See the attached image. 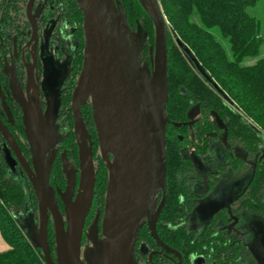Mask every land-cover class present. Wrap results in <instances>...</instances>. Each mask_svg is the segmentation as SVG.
I'll return each instance as SVG.
<instances>
[{"label": "water", "instance_id": "water-1", "mask_svg": "<svg viewBox=\"0 0 264 264\" xmlns=\"http://www.w3.org/2000/svg\"><path fill=\"white\" fill-rule=\"evenodd\" d=\"M76 1L83 12L86 41L84 66L72 101L80 183L74 199L75 181L68 176L67 194L62 195L65 216L51 185L57 107L49 106L45 121L26 112L33 167L0 120V132L26 173L38 202L39 221L28 214L26 235L34 247L42 249L46 264H85L83 240L88 235L86 223L97 182L93 141L82 117V109L90 103L109 180L104 215L101 218L98 214L89 230L93 247L87 249L86 258L91 264H138L136 247L141 230L148 224L158 246L178 256L183 264L181 255L165 245L157 232L168 196L167 129L171 124L167 112L168 22L162 5L159 0H139L156 30V49L149 67L141 60L142 31L131 30L119 0ZM33 2L28 7L29 16ZM32 24L35 29L33 21ZM173 37L194 71L220 91L191 49L177 36ZM9 173L16 175V166L12 163H9ZM160 192L163 198L158 206ZM51 220L56 236V260L48 240Z\"/></svg>", "mask_w": 264, "mask_h": 264}, {"label": "trees", "instance_id": "trees-1", "mask_svg": "<svg viewBox=\"0 0 264 264\" xmlns=\"http://www.w3.org/2000/svg\"><path fill=\"white\" fill-rule=\"evenodd\" d=\"M124 7L129 26L133 32L142 31V64L152 67V57L156 49V30L152 18L139 0H119ZM168 22L169 47V101L167 112L173 122L189 120L188 113L193 105H199L203 120L196 126L200 143L199 151L206 153L208 143L203 137L215 133L227 136L232 143L241 144L252 155L260 153L264 147V32L260 20L249 13V8L257 0H159ZM69 19L77 26L79 48L75 61V72L68 95L63 100V112L69 115L70 136L64 146L79 165V152L73 132L71 95L84 64L86 47L84 36V16L75 0H71ZM3 4V3H1ZM0 4V5H1ZM177 36L198 58L199 62L217 83L220 91L203 80L192 68L181 50L176 46ZM247 60H256L245 65ZM222 93V94H221ZM225 98L231 101L232 108ZM82 117L93 141L96 166V194L91 213L87 219L86 231L92 219L100 213L104 215L109 172L100 154L97 130L93 120L91 104L82 109ZM188 128H168L167 164L168 198L158 224L161 239L172 248L179 250L185 259L205 256L207 259H222L228 253L224 240L207 238L193 241L182 225L184 218L193 209L195 195L187 186L185 175L191 161L183 156V149L189 141ZM184 137V139L181 138ZM218 166L215 179L219 180L223 168ZM214 176V175H213ZM51 182H66L61 162L52 170ZM264 191V159L258 163L256 174L249 186L250 200L247 208L251 211L262 208L260 202ZM161 200L162 195L158 197ZM38 210V202L31 183L11 176L0 154V232L9 250L0 252V264H46L41 248L34 247L27 235L22 214L30 205ZM260 205V204H258ZM27 213V212H26ZM94 223V222H93ZM91 228V227H90ZM207 235L206 237H209ZM87 235H84L85 243ZM205 237V238H206ZM48 240L56 260V236L53 221H50ZM147 243L156 249L145 226L140 233L138 246ZM159 264L160 258H154Z\"/></svg>", "mask_w": 264, "mask_h": 264}, {"label": "flooded vegetation", "instance_id": "flooded-vegetation-1", "mask_svg": "<svg viewBox=\"0 0 264 264\" xmlns=\"http://www.w3.org/2000/svg\"><path fill=\"white\" fill-rule=\"evenodd\" d=\"M30 2L31 0H0V4L3 3L0 5V120L17 141L25 159L33 167V154L25 125L26 112L35 119L41 116L45 121L49 106L57 107L55 121L57 142L53 148L55 158L52 170L60 161L66 182H56L54 185L51 182V185L56 193L60 210L65 216L62 195L67 194L68 176L75 181L74 199L80 183V160L77 166L69 154V149L64 146L70 136V126L69 115L63 112V100L69 93L75 72L79 48L78 30L69 19L71 0H34L32 13L29 16ZM78 8L80 9L79 5ZM31 20L36 26L35 29ZM83 30L85 36L84 25ZM82 70L72 91L71 109L73 93ZM225 101L228 106L233 107L230 100L225 98ZM62 117H65L67 123L68 130L65 133L58 128V122ZM72 117L74 132L73 110ZM188 117L189 120L185 122H173L170 119L171 124H169V126H175V123L184 124L175 127L189 129V144L182 153L191 161L185 180L195 198L193 209L184 218L182 225L186 227L188 234H192L194 242L204 241L207 238L224 240L227 249L229 247L233 252L229 253L233 258L229 260L226 253L222 259L209 260L205 256H193L187 260L179 250L169 246L159 236L160 239L181 255L183 264H264V210L251 211L246 204L251 198L249 186L256 174L258 163L264 159V147L259 154L252 155L241 144L230 142L227 136L209 133L203 137L208 143V149L206 153H202L196 147L200 143L196 126L203 120L199 105H193ZM181 138L184 139L183 136ZM0 154L8 171L9 163H12L16 166V175L21 171L29 181L1 132ZM218 166H222L224 170L219 175V180H216ZM247 169L250 170L248 175ZM228 179H234L236 183L227 184ZM160 194L163 198L160 192L157 196L158 206L162 201V198L158 201ZM260 199L261 201L255 205L262 208L264 191L260 194ZM161 215L157 223V232ZM194 219H197L196 224ZM145 226L156 243V249H152L147 243L139 246L137 243L138 264H155L156 256L160 258L159 264H180V258L163 251L151 235L148 224ZM207 235L210 236L206 237Z\"/></svg>", "mask_w": 264, "mask_h": 264}, {"label": "rangeland", "instance_id": "rangeland-1", "mask_svg": "<svg viewBox=\"0 0 264 264\" xmlns=\"http://www.w3.org/2000/svg\"><path fill=\"white\" fill-rule=\"evenodd\" d=\"M249 13L251 15L257 17L260 20L261 25H262V29H263V32H264V0H257V3L254 6L249 8ZM261 58H264V46H263V49H262ZM255 62H256V60H247L245 62V65H252ZM58 128L62 131V133L67 132L68 129H67V123H66L65 117H62L59 120ZM246 172H247V175H248L250 173V170L247 169ZM15 177L17 178V180L23 181L24 184L26 185V180L27 179H26V176H25V174L23 172L19 171L18 174L15 175ZM226 182H227V184L236 183L234 179H228ZM26 212L21 215L22 218H23L22 221H23L24 224H25L27 218L29 219L28 214H33V216L36 219V222L39 221V210L36 211L32 204L27 208ZM93 222H94V218L92 219V223L90 225L91 228H92V225L94 224ZM194 223L195 224L197 223V219L196 220L194 219ZM90 227L87 230L88 235L86 237L85 243L83 245V251H82L83 261H84L85 264H86V262L89 263V264L92 263V261H90L89 259L86 258V255H87V252H88L87 249L93 247L92 242H91L90 237H89V232H90L89 230L91 229Z\"/></svg>", "mask_w": 264, "mask_h": 264}, {"label": "crops", "instance_id": "crops-1", "mask_svg": "<svg viewBox=\"0 0 264 264\" xmlns=\"http://www.w3.org/2000/svg\"><path fill=\"white\" fill-rule=\"evenodd\" d=\"M9 250L8 244L4 241L2 238L1 232H0V252H5Z\"/></svg>", "mask_w": 264, "mask_h": 264}]
</instances>
